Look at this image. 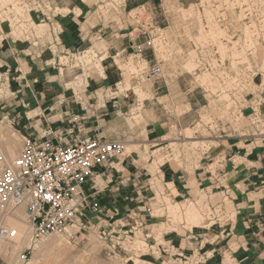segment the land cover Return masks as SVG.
<instances>
[{
	"label": "crops",
	"instance_id": "obj_1",
	"mask_svg": "<svg viewBox=\"0 0 264 264\" xmlns=\"http://www.w3.org/2000/svg\"><path fill=\"white\" fill-rule=\"evenodd\" d=\"M45 1L41 12L38 5H33L34 10H28L27 14L28 22L44 30L40 38L43 47L37 46L40 42L33 35L24 40L5 38L0 43L3 64L0 68L4 67L5 73L18 72L19 58H26L30 68L28 82L21 81L23 86L17 77L13 79L10 88L17 96L9 104L1 101L0 109L5 105V116L17 119L16 129L22 136L36 134L44 127H51L62 136L72 129L74 135L122 142L126 149L133 150L129 156L114 159L109 168L95 169L93 183L100 213L86 214L85 221L103 226L107 220L114 230L126 226L127 233L135 235L130 223V217L135 215L142 241L149 251L142 259L145 264H264V137L239 135L226 128L218 136L196 141L213 143L215 147L192 162L195 167L192 172L185 173L169 161L158 167L160 181L171 183L178 191L175 202L181 209L194 199L191 193L196 183L204 193L209 188L212 192L224 193L234 211L233 219L230 218L233 213L226 212L225 217L229 219L223 223L211 224V228L193 226L185 231L183 224L172 228L166 219L151 216L154 193L147 186L150 165L139 153L144 155V147L154 142H167L174 131L192 128L208 107L207 91L194 82L191 72L182 69L183 64L177 62L176 69L172 70L152 47L145 45L151 38L139 31L145 30L147 21L137 24L135 35L125 22L130 20L131 12L140 9L156 26L168 29L165 1L123 0L118 12L111 8L106 15L100 10L108 0ZM174 1L179 7H188L196 0ZM101 42L103 47L95 57L104 58L101 60L103 77L83 79L81 85H75L77 77L67 78L64 83L47 81L52 76H47L44 69L48 62L55 61L62 53L81 56L86 50L96 49ZM39 59L43 64L41 69L34 62ZM131 60L138 78L129 71L127 64ZM153 68H158L159 73L150 77ZM34 77H38L35 83ZM66 84H71L70 88L66 89ZM26 87L29 95L23 97L20 92ZM135 88L143 93V100ZM31 112L37 113L29 117ZM262 112L264 117L263 108ZM71 115L79 117L80 131L70 123L68 116ZM237 158L235 163L233 160ZM216 160L220 167L211 172L210 166ZM194 205L198 211L206 207L201 200H196ZM216 211L223 213V207L219 205ZM207 212L210 214V210ZM118 221L124 222L120 225Z\"/></svg>",
	"mask_w": 264,
	"mask_h": 264
},
{
	"label": "rangeland",
	"instance_id": "obj_2",
	"mask_svg": "<svg viewBox=\"0 0 264 264\" xmlns=\"http://www.w3.org/2000/svg\"><path fill=\"white\" fill-rule=\"evenodd\" d=\"M164 1L165 13L169 22L168 29H161L156 26L154 20L140 9L131 12L129 16L130 20L125 22H128V25L132 27V30L134 31L132 35H135L138 33L136 29L137 24H141L144 20L147 21L144 31H147L146 34L151 38L148 40V42L151 43L148 47H152L158 54V58H163L164 60L162 59V61L167 63L172 70L176 69L177 62L181 65L183 64L182 69L185 71L188 69V72H191L194 77V82L207 91L206 98L208 101V107L201 112L200 120L192 128L187 130L190 133L185 134L187 131H174L172 135L170 134L171 136H168L169 140L167 139V142H154L149 145V147H144V155L139 153L141 155L140 158L150 165L148 169L150 183H148L147 186H149L150 190L154 193V199L150 202L151 216L153 219H166L168 225L172 228H176L177 225L183 224L184 230L186 231L189 230L191 226L207 228V226L211 224L213 225L216 222L223 223L226 219H229L228 217H225L226 212H232L233 215L230 218L233 219L234 211L232 210L230 203L226 201L224 193L220 190H218V192H212V188H209L207 189V192L204 193L200 191V188L194 183L195 189L191 195L194 194L195 197L190 201L196 203V200H201L206 204L205 208L201 207L199 209V213L202 215V220L204 221L200 222L199 225V223L196 222H187V220L183 218V215L179 217V219L168 218L165 197L169 198L172 203H176L175 197L177 196L178 191L171 183H162L160 181L158 177L160 175L158 167L164 162L169 161L175 165L176 168L184 169L185 173L192 172L195 168L192 162L198 158V154L195 151L197 146L195 147L192 142L201 141L210 136H218L225 131L226 128L230 129V131H236L239 135L248 133L254 134L259 138L264 137V117L262 116L261 121L253 120L251 117L254 108L256 107L255 105L257 104L256 100L258 97L260 99L261 111L262 108L264 109V96L261 94L262 90H264V19H261L264 18V0H196L194 4L188 7H179L174 0ZM122 3L123 0H108L104 3V8H101L100 12L103 15H106L108 12H111V8L118 12L117 9ZM33 5H38L39 7L37 9L41 12L45 9L43 6L46 5V1L0 0V43L5 38L24 40L28 39L30 35H33L37 39L36 41L40 42L37 46L43 47L42 45L44 44L41 43L42 40L40 39L42 37L40 30L43 28H40L41 26L36 27L33 23L27 21L30 20L27 15L28 10H34L32 8ZM113 5H115V7ZM261 15L262 17H260ZM115 20L118 21V19ZM210 21L212 22L210 23ZM118 23L121 27L120 22ZM213 27L215 28L213 29ZM213 32H215V34ZM245 32H247V35ZM244 36H248L247 39H244ZM249 36H251V38H249ZM248 39H250V41H248ZM159 40L161 42H159ZM233 44L236 46L235 48ZM217 47L219 49L221 47V51ZM226 49L227 52H222ZM191 52L193 53L192 55ZM234 55L235 57H232ZM238 57L239 59L237 61L236 59ZM245 57L247 58V61L249 60L248 62ZM100 59L102 60L103 57L100 56ZM100 59L99 57H95L89 64H81V62L79 64L78 62L77 66L74 67L76 65L74 55L62 53L55 61L46 64L47 66L44 69L47 76L52 75L47 77V81L54 83V81L51 80L54 78L56 82L64 83L67 78L72 79L74 77H80L75 85L82 84L83 81L81 78L88 80L91 77L96 78L99 75L98 72H96L97 70L95 66L97 67L96 64H98ZM25 62L26 58L25 60L19 58V64L16 66L18 72L16 74L12 70L9 71V73H5L4 67L0 68V73H4L10 78V84L13 82V79L17 77V79L20 80V85L23 86L22 82H28L27 80L29 79V73L27 72L26 67L27 64ZM34 62L39 65V68L41 69L43 64L40 59L37 61L35 60ZM235 63H237V65ZM1 65L3 66L2 62H0V66ZM247 65L251 70H247ZM192 67L195 70L191 69ZM60 69H63L62 76H58ZM131 70L132 71H129L132 73L133 77L138 78V75L136 74L137 72L132 68ZM201 78L205 81L201 80ZM37 80L38 77L32 78L33 83ZM241 80L242 82L240 83ZM1 88H4V86H1ZM65 88H67V86ZM27 90V87L24 88L20 94H22L23 97H27L29 95ZM220 91L222 93H220ZM222 94L223 96H221ZM224 94L225 98L229 97V100L227 98L223 99ZM16 96V93H14L12 98H4V95H2L0 96V102L6 101L7 104H9V102L14 100ZM141 99H143V97ZM2 107L4 108L0 109V118L3 115H6L5 111L7 108L5 105H2ZM14 115L16 114H13V116ZM9 120L12 122V128L19 136L21 143L22 135L16 129V127H18L17 119L8 117V122L5 121L4 123L5 126L10 125ZM188 134L191 135V137H188ZM178 138L181 141H177L176 139ZM192 145L194 147H192ZM257 145H260V142H258ZM20 148L21 145L19 146L16 157L19 154ZM1 151H3L2 148ZM128 151L129 153H127ZM132 151L131 148H129V150L126 149L124 157L129 156L133 153ZM173 155H176V157L174 158ZM4 156L8 161H13L16 158L8 159L5 154ZM235 160L236 159L233 161ZM218 167L220 166L218 161H216L215 166H210V171L214 172ZM101 185L102 184L100 183L99 187H101ZM227 193L230 194L228 190ZM180 200L182 199L180 198ZM219 205L223 207V213L221 214H218L216 211V208ZM207 210H210V214H208ZM118 222L121 225L124 221ZM104 223L105 224L102 223L103 226H100V224H93L92 222L88 223V220H86L82 227L75 225L76 227L68 229V235L73 234L74 236L76 233L73 240L69 239L68 236L56 234L38 240L34 243V246L40 244V241L42 242V240L54 237L62 240V242L59 245L60 247L48 250V252L45 251L43 254L40 253L37 255L38 257H35L39 259L40 256V259L38 260L39 264H43L44 261H48V263L46 262L44 264H80L78 262L83 255L87 256L86 264H145L142 259L149 251L145 243L142 242L139 230L140 224L136 219V216L132 215L130 217L132 230L136 233L135 235L133 234L134 236L127 233L128 228L126 226H119L118 229L114 230L112 226L107 223V220H104ZM65 246H67V249ZM58 248L59 251L61 250L60 253L57 250ZM30 251V253H27L28 262L33 256L31 245ZM64 251L66 252L64 253ZM152 251L153 254L156 255V252L154 250ZM54 252L58 254L57 257ZM61 253H63V256Z\"/></svg>",
	"mask_w": 264,
	"mask_h": 264
},
{
	"label": "built area",
	"instance_id": "obj_3",
	"mask_svg": "<svg viewBox=\"0 0 264 264\" xmlns=\"http://www.w3.org/2000/svg\"><path fill=\"white\" fill-rule=\"evenodd\" d=\"M139 34L146 32L140 29ZM151 43L146 42V46ZM159 73L150 70L149 76ZM70 123L78 125V116H68ZM64 136L51 127L36 134L22 137L18 156L8 161L0 149V244L11 245L18 231L8 225L14 211L24 207L26 223L30 228L31 247L49 235H68V229L85 223V215L100 213L94 189L96 168H109L114 159L123 157L125 144L106 142L98 138L74 135ZM71 138L66 141V138ZM91 183L90 186L88 184ZM30 248L19 253L21 264H27ZM0 264H14L0 253Z\"/></svg>",
	"mask_w": 264,
	"mask_h": 264
},
{
	"label": "bare ground",
	"instance_id": "obj_4",
	"mask_svg": "<svg viewBox=\"0 0 264 264\" xmlns=\"http://www.w3.org/2000/svg\"><path fill=\"white\" fill-rule=\"evenodd\" d=\"M209 2V1H208ZM164 3V2H163ZM182 5V4H181ZM66 9V8H65ZM191 11V10H190ZM197 11H198V9H197ZM185 12V11H184ZM69 13V12H68ZM182 13V12H181ZM192 13V12H191ZM190 13V14H191ZM185 14V13H184ZM182 15H183V13H182ZM188 15V14H187ZM192 15V14H191ZM200 15V14H199ZM5 16H6V14H5ZM186 16V15H185ZM192 17V16H191ZM260 17H262V15L260 16ZM8 18V17H7ZM182 18H183V16H182ZM190 18V17H189ZM186 19V18H185ZM214 19V18H213ZM261 19H264V18H261ZM212 21H210V23H211ZM213 24V23H212ZM211 24V25H212ZM199 26V25H198ZM214 26V25H213ZM12 27V26H11ZM254 27H255V25H254ZM261 27V26H260ZM40 28H42V27H40ZM208 28H210V27H208ZM215 27H213V29H214ZM159 29V28H158ZM176 29V28H175ZM212 29V28H211ZM212 29V30H213ZM253 29H255V28H253ZM156 30V29H155ZM260 30H262V29H260ZM259 30V31H260ZM160 31V30H159ZM264 31V30H263ZM21 32V31H20ZM40 32L43 34L44 33V30L43 29H41L40 30ZM204 32V31H203ZM250 32V31H249ZM254 32V31H253ZM38 33V32H37ZM161 33V32H160ZM214 34H215V32H213ZM247 32H245V34H246ZM252 33V32H251ZM258 33V32H257ZM254 34V33H253ZM263 34V33H262ZM210 35V34H209ZM247 35V34H246ZM264 35V34H263ZM263 35H262V37H263ZM202 36V35H201ZM212 36H214V35H212ZM253 36H255V35H253ZM252 36V37H253ZM211 37V36H210ZM245 37V36H244ZM243 37V38H244ZM248 37V36H247ZM247 37H245L244 39H247ZM249 38H251V36H249ZM254 38V37H253ZM252 38V39H253ZM202 39V38H201ZM255 39V38H254ZM263 39V38H262ZM156 40V39H155ZM167 40V39H166ZM245 41H247V40H245ZM248 41H250V39H248ZM159 42H161L160 40H159ZM205 42V41H204ZM227 42H229V41H227ZM247 43V42H246ZM252 43V42H251ZM166 44V43H165ZM253 44V43H252ZM167 45V44H166ZM234 45V44H233ZM220 46V45H219ZM221 46H222V44H221ZM225 46V45H224ZM249 46H250V44H249ZM248 46V47H249ZM103 46H102V42H101V44L98 46V47H96V49H90V50H86V52H84V54L83 55H81V56H76V55H74V61H76V65L74 66V67H76L77 66V64H78V62H79V64H80V62H81V64H89L94 58H95V54H96V52H98L101 48H102ZM156 47V46H155ZM168 47V46H167ZM236 46L234 45V48H235ZM179 48V47H178ZM218 48V47H217ZM233 48V47H232ZM156 49V48H155ZM159 49V48H158ZM157 49V50H158ZM219 49V48H218ZM220 49H221V47H220ZM219 49V50H220ZM251 49H252V47H251ZM250 49V50H251ZM234 50H236V49H234ZM167 51H169V50H167ZM177 51H178V49H177ZM221 51V50H220ZM227 52V49L226 50H224V51H222V52ZM180 52V51H179ZM221 52V53H222ZM233 52H235V51H233ZM254 52V51H253ZM178 53V52H177ZM194 53H195V51H194ZM193 53L191 52V55H192ZM224 54H226V53H224ZM236 54V53H235ZM252 54V53H251ZM244 55V54H243ZM131 56V55H130ZM162 56V55H161ZM194 56H195V54H194ZM222 56V55H221ZM103 57V56H102ZM105 57V56H104ZM191 57V56H190ZM232 57H235V55L234 56H232ZM244 57V56H243ZM253 57H255V56H253ZM106 58V57H105ZM223 58V57H222ZM241 58H242V55H241ZM257 58V57H256ZM99 59H100V57H99ZM104 59V58H103ZM129 59H131V58H129ZM163 59V58H162ZM194 59H196V58H194ZM238 59H239V57L236 59L237 61H238ZM245 59H246V61H247V58L245 57ZM164 60V59H163ZM191 60V59H190ZM214 60V59H213ZM235 60V61H236ZM244 60V59H243ZM242 60V61H243ZM100 61H101V59H100ZM98 62V64H96L97 65V67L95 66V68H96V72H98V74L100 75V76H104V73H103V68H102V65H101V62ZM145 61V60H144ZM192 61V60H191ZM232 61H233V59H232ZM249 61V60H248ZM247 61V62H248ZM97 62V61H96ZM193 62V61H192ZM95 63V62H94ZM190 63V62H189ZM197 63V62H196ZM215 63V62H214ZM245 63V62H244ZM146 64V63H145ZM233 64V63H232ZM232 64H231V66H232ZM236 65H237V63H235ZM95 65V64H94ZM128 66H129V68H133V63H132V60L131 61H129L128 62V64H127ZM187 65V64H186ZM195 65V64H194ZM214 65V64H213ZM217 65V64H216ZM234 65V64H233ZM250 66V65H249ZM27 67V72L29 73V67L28 66H26ZM196 67V66H195ZM198 67V66H197ZM236 67V66H235ZM247 67H248V65H247ZM246 67V68H247ZM88 68H90V67H88ZM142 68H144V67H142ZM141 67H140V69H142ZM188 68H189V66H188ZM190 69V68H189ZM191 69H194L193 67L191 68ZM216 69V68H215ZM235 69V68H234ZM249 69V67L247 68V70ZM134 70V69H133ZM195 70V69H194ZM249 70H251V69H249ZM248 70V71H249ZM130 71H132L131 69H130ZM187 71H188V69H187ZM204 73V72H203ZM63 75V69H60L59 70V72H58V76H62ZM204 75V74H203ZM202 75V76H203ZM206 75V74H205ZM198 76V75H197ZM254 76V75H253ZM130 77V76H129ZM129 77L128 78H126L125 77V79H128L129 80ZM205 77V76H204ZM20 78V77H19ZM80 78V77H79ZM79 78L77 77V79H76V81H75V84L78 82V80H79ZM199 78H200V76H199ZM205 78H207V77H205ZM209 79V78H208ZM213 79V78H212ZM215 79V78H214ZM251 79V78H250ZM52 81H55L54 80V78L53 79H51ZM81 80L84 82V80L81 78ZM201 80H203L202 78H201ZM226 80V79H225ZM229 80V79H228ZM203 81H205V80H203ZM244 81V80H243ZM37 82V81H36ZM102 82V81H101ZM199 82H201V81H199ZM208 82H209V80H208ZM215 82V81H214ZM242 82V80L240 81V83ZM245 82V81H244ZM127 83H128V81H127ZM204 83V82H203ZM202 83V84H203ZM210 83V82H209ZM213 83V82H212ZM89 84V83H88ZM201 84V85H202ZM211 84V83H210ZM239 84V83H238ZM251 84V83H250ZM264 84V83H263ZM79 85H81V84H79ZM126 85V84H125ZM205 85V84H204ZM245 85V84H244ZM1 86H4V88H1ZM67 86V88L66 89H68V88H70V86H71V84H68V85H66ZM65 86V87H66ZM214 86V85H213ZM215 87V86H214ZM230 87V86H229ZM249 87V86H248ZM72 88V87H71ZM129 88V87H128ZM136 89V88H135ZM215 89V88H214ZM125 90H127V89H125ZM136 91V94L138 95V97L141 99L142 98V95H143V93H141L139 90H135ZM134 91V92H135ZM243 91V90H242ZM218 92V91H217ZM224 92V91H223ZM216 93V92H215ZM220 93H222L221 91H220ZM263 96H264V90H262V93H261ZM2 95H4V98H7V97H10V98H12L13 96H14V92L11 90V88H10V78L8 77V76H6L4 73H0V96H2ZM112 95V94H111ZM155 96V95H154ZM221 96H223V94L221 95ZM3 98V97H2ZM139 98H137V99H139ZM143 98H145V97H143ZM147 98V97H146ZM221 98V97H220ZM225 98V94H224V97H223V99ZM227 98V97H226ZM225 98V99H226ZM229 98V97H228ZM227 98V99H228ZM152 99V98H151ZM143 100V99H142ZM229 100V99H228ZM227 100V101H228ZM98 102V101H97ZM231 102V101H230ZM256 102H257V104L255 105L256 107L254 108V111H253V115H252V118H253V120H256V121H261V118H262V115H263V112L261 111V108H260V99H259V97L257 98V100H256ZM233 103V102H232ZM98 104V103H97ZM234 105V104H233ZM229 106V105H228ZM231 106V105H230ZM39 108V107H38ZM138 109V108H137ZM141 109V108H140ZM40 110V109H39ZM211 110V109H210ZM212 111V110H211ZM41 112V111H40ZM132 112V111H131ZM35 113H37V112H31V113H29L28 114V116L30 117V116H33V115H36ZM213 113V112H212ZM216 113V112H215ZM219 113V112H218ZM241 115V114H240ZM239 115V116H240ZM242 117H243V115H242ZM140 118H141V116H140ZM1 120H0V141H2L3 139H5V140H3L2 142H0V144H1V148H2V152H4V154L6 155V157L8 158V159H13L14 157H16V155H17V152H18V149H19V146L21 145V143H20V138H19V136L15 133V131H14V129L12 128V126H13V124H12V122L9 120V124L11 125H9V126H5L4 125V123H5V121H7L8 122V117L7 116H5V115H3L1 118H0ZM5 130H6V132H5ZM185 131H187V130H185ZM184 131V132H185ZM187 133H190V132H186L185 134H187ZM187 136V135H186ZM191 137V135H189L188 134V137ZM21 137H23V136H21ZM2 139V140H1ZM257 141V140H256ZM20 144V145H19ZM174 144V143H173ZM193 145L196 147V149H195V151L197 152V156H198V158L200 157L201 158V156L203 155V154H205V153H207L208 151H210L211 149H213L214 147H215V144H213V143H211V144H204V143H197V142H194L193 143ZM192 145V147H194ZM0 148V149H1ZM128 150H129V148H127ZM191 149V148H190ZM159 150V149H158ZM155 152V151H154ZM127 153H129V151L127 152ZM131 153V152H130ZM148 155V154H147ZM177 155V154H176ZM176 155H173L174 156V158L176 157ZM169 156V155H168ZM173 158V157H172ZM171 158V159H172ZM171 161V160H170ZM216 161H218V160H216ZM216 161L214 162V166H215V164H216ZM238 161V158L234 161L235 163ZM97 181V184H98V187H99V179H97L96 180ZM187 201H189V200H187ZM186 201V202H187ZM165 204H166V211H167V216H168V218H174V219H179V217H181L182 215L184 216L183 218H185L186 220H187V222L189 221L190 223L191 222H196V223H199V225H200V222H202L203 220V218H202V215L199 213V211H198V209L195 207V205H194V203L193 202H191V201H189V204H188V206H186L184 209H181V207H180V205L178 204V203H172L171 201H170V199L169 198H167V197H165ZM173 220V219H172ZM8 225L10 226V227H12V228H14V229H16L17 231H18V237L14 240V242L11 244V245H6V244H0V253H2V255L9 261V262H13L14 264H21V260H20V258H19V253H20V251H22L24 248H30V228H29V226L27 225V223H26V217H25V214H24V207L23 206H20V207H18L15 211H14V218H9L8 219ZM189 223V224H190ZM196 223H193V224H196ZM188 224V225H189ZM192 225V224H191ZM175 226V225H174ZM157 227V226H156ZM193 226H191V228H192ZM211 226H209V228H210ZM41 240V239H40ZM62 242V240H59V239H56L55 237L54 238H49V239H46V240H42V242L40 241V244H38V245H33L32 246V254H33V256H32V258L30 259V261L27 263V264H39V259H40V256H39V259H37L35 256H37L38 254H43V252H48V250H53L54 248H57V247H60L59 245H60V243ZM143 242V241H142ZM37 244V243H36ZM67 244V243H66ZM143 244V243H142ZM139 246V245H138ZM66 247V249H67V246H65ZM64 247V248H65ZM62 249V248H61ZM58 250V252L60 253V251H59V248L57 249ZM71 250V249H70ZM63 251V250H62ZM67 251V250H66ZM66 251H64V253L66 252ZM50 252V251H49ZM51 253V252H50ZM55 253V252H54ZM68 253H70V252H68ZM67 253V254H68ZM56 254V257H57V253H55ZM47 255H48V253H47ZM61 255L63 256V253H61ZM62 256H59V257H62ZM38 257V256H37ZM46 258V257H45ZM50 258H52V257H50ZM67 258V257H66ZM65 258V259H66ZM47 259V258H46ZM42 260H44V259H42ZM60 260V259H59ZM41 261V260H40ZM86 261H87V256L86 255H83V256H81L80 257V261L78 262V263H80V264H86ZM48 263V261H44V263ZM43 263V264H44ZM94 263V262H93Z\"/></svg>",
	"mask_w": 264,
	"mask_h": 264
}]
</instances>
